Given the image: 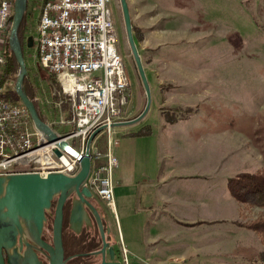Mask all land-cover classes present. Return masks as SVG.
<instances>
[{"label":"rangeland","instance_id":"1","mask_svg":"<svg viewBox=\"0 0 264 264\" xmlns=\"http://www.w3.org/2000/svg\"><path fill=\"white\" fill-rule=\"evenodd\" d=\"M10 1L13 15L15 0L13 3ZM126 1L132 28L135 27V45L151 94L146 114L140 120L129 123L127 129L149 127L150 130L154 126L156 142L160 140L166 142V146L169 145L167 149L160 147L158 151H150L146 158L173 160L195 156L198 162L193 165V169L201 174L217 162L211 181L220 183L217 190L223 188L225 195L230 198L224 176L231 175V178L237 172L264 170V149L257 152L260 154L256 155L259 162L254 168H244L240 167V163H244L246 155L240 157L239 151L230 154V148L225 145V140L230 138L238 137L243 141V137H246L247 142H251L249 144L264 146V0ZM41 2L26 0L19 24L23 28L22 39L18 41L26 69L23 81L27 79L34 89L37 108L31 100L37 114L43 116L44 122L57 135L63 136L73 129L69 123V103L58 84L55 85L49 77L52 74L44 70L34 58ZM109 7L117 50L122 57L129 86V99L123 116L125 120H131L143 110L146 96L128 45L119 0H109ZM12 15L8 25L10 28ZM7 28L2 33L3 44L9 39L10 28ZM2 57L0 77L5 65V55ZM16 77L6 82L9 83V90H14ZM175 122L173 128L161 132L163 126ZM239 132L245 136L239 135ZM162 133H166L165 136ZM119 134L116 130L115 139L118 143ZM85 144L86 141L84 150ZM70 145L77 151L81 149L78 138L72 137ZM117 145L113 147L114 155ZM104 146L105 135H97L90 143V151L93 152L95 148L103 152ZM151 147H156V144ZM255 157L249 155L248 160L252 161ZM185 161L184 167L187 168L190 165ZM15 169H22V164L14 163L12 170ZM188 169L192 170V167ZM88 179L89 173L86 184L91 188ZM100 200L106 210L112 207L113 200ZM238 206L240 211L235 226L248 230V237L230 240L225 238L228 237L225 235L228 234L226 228L223 231L212 230L215 241L207 245L211 237H208V228L202 226L201 253L194 262L186 264H264V234L244 226L245 223L264 221V206L240 203ZM118 240L122 263L128 264L127 251L121 239Z\"/></svg>","mask_w":264,"mask_h":264},{"label":"built area","instance_id":"2","mask_svg":"<svg viewBox=\"0 0 264 264\" xmlns=\"http://www.w3.org/2000/svg\"><path fill=\"white\" fill-rule=\"evenodd\" d=\"M11 8L10 0H0V48ZM39 10H44V17L37 19L34 58L56 78L70 107L73 129L59 136L70 145L72 133H79L81 149L73 150L82 155L88 136L104 126L97 134L105 135L104 151L90 154L88 184L102 200L111 202L119 127L112 125L123 120L129 86L109 0H47V8ZM5 88L0 87V175L51 171L74 175L78 158L64 151L57 156L54 143L34 127L22 104L5 97ZM12 163L22 164V171H13Z\"/></svg>","mask_w":264,"mask_h":264},{"label":"crops","instance_id":"3","mask_svg":"<svg viewBox=\"0 0 264 264\" xmlns=\"http://www.w3.org/2000/svg\"><path fill=\"white\" fill-rule=\"evenodd\" d=\"M122 121H125V116ZM177 122L166 124L161 132L173 128ZM139 128L119 126L117 129L120 137L114 150L118 161L113 174L114 198L112 207L107 209L113 237L117 247L118 239H121L127 251L128 264L194 262L201 253L202 226L208 228V237H211L210 242L205 243L207 245L215 241L212 230L223 231L226 228L228 237L225 238L230 240L248 237V230L235 226L240 211L238 203L229 192L230 198L225 195L223 188L217 190L220 183L211 181L217 162L201 174L194 172L193 165L198 162L195 156L173 160L146 158L150 151H158L160 147L167 149L169 145L160 140L156 142L154 126L150 127L148 135H130ZM162 134L165 136L166 133ZM239 135L245 136L241 132ZM230 139L225 140L230 154L239 151L240 157L246 155L240 167L254 168L259 162L257 156L260 154L257 152H261L264 146L249 144L251 142H247L246 137L243 141L238 137ZM150 144H156V147ZM249 155L257 156L251 161L248 160ZM185 160L190 165L187 168L184 167ZM230 176H224L225 184Z\"/></svg>","mask_w":264,"mask_h":264},{"label":"water","instance_id":"4","mask_svg":"<svg viewBox=\"0 0 264 264\" xmlns=\"http://www.w3.org/2000/svg\"><path fill=\"white\" fill-rule=\"evenodd\" d=\"M26 0H15L13 3V15L9 32V49L14 54L18 65V74L14 83V91L21 104L27 109L34 127L40 131L47 139L48 143H54L53 152L59 156L61 151L69 152L78 158V170L74 175H66L58 171H51L46 174L38 172H16L0 175V264H4L3 250L8 254L10 264H16L15 260L20 258L17 237L24 232L30 237L32 242L47 254L49 264H64L62 246V206L65 198L75 192L80 200L84 201L82 195L90 196V191L83 185L91 165L90 143L92 139L104 128L101 126L95 129L87 138L85 150L82 155L74 151L70 145L57 135L48 124L41 120L36 112L32 100L27 96L23 87V77L26 69L22 51L17 38V30L25 9ZM121 13L125 28L128 45L136 65V69L143 85L146 102L143 110L133 119L114 123L112 126H127L129 123L140 120L148 111L151 94L149 84L143 69V65L138 54L133 37L131 17L126 0H119ZM96 151L95 148L92 150ZM81 186V188H79ZM59 195L55 215L52 224L53 245L46 244L40 235L46 220L45 212L50 207L53 196ZM95 215L101 237L104 232L96 211L90 207ZM85 216L83 208L78 205L70 210V227L78 231L80 221ZM108 247L111 258L113 251L107 243H103V250ZM102 250V251H103ZM28 264H36V254L32 246H28L24 254ZM24 264V263H23ZM110 264V263H104Z\"/></svg>","mask_w":264,"mask_h":264},{"label":"flooded vegetation","instance_id":"5","mask_svg":"<svg viewBox=\"0 0 264 264\" xmlns=\"http://www.w3.org/2000/svg\"><path fill=\"white\" fill-rule=\"evenodd\" d=\"M86 182L85 180L83 185L90 191V196L82 195L84 199V201H82L80 197L73 192L65 198L62 206V246L64 264H123L119 247H117V243L113 237L114 230L110 224L107 210L103 202L95 192L87 186ZM79 188H81V186ZM58 197L59 195H55L50 201V207L45 212L46 220L40 235V238L48 245H53L52 224ZM78 205L83 208L85 216H83L80 221L79 230L75 231L70 227L69 214L70 210ZM90 207L98 214L103 228L104 238L101 237L98 223ZM49 223L50 234H47L45 232V227ZM104 242L111 247L114 254L112 258L108 247H105L103 250ZM30 245L36 254V264H49L47 254L35 245L25 232L17 237V246L19 247L21 256L19 259L15 260L16 264H28L24 259V254ZM2 255L4 264H10L8 262L9 256L4 250Z\"/></svg>","mask_w":264,"mask_h":264},{"label":"trees","instance_id":"6","mask_svg":"<svg viewBox=\"0 0 264 264\" xmlns=\"http://www.w3.org/2000/svg\"><path fill=\"white\" fill-rule=\"evenodd\" d=\"M9 28L10 27H8L7 30H9ZM22 28L23 27L21 24L18 30V39L20 40L22 39L21 36ZM133 30H135V27H133ZM136 31L139 32V30ZM2 52L5 55V65L3 68V74L0 77V87L5 85V87L7 88L5 92L6 98L12 99L13 101L21 104L19 98L14 93L13 88L9 90L8 89V87H10L9 83H6L7 81H12L15 79L18 70V65L16 63L12 51L9 49L7 39L4 41ZM49 77L51 78V80L54 82L55 85L58 84L56 78L53 75L52 76L50 75ZM23 87L27 96L33 100L37 108L34 89L30 86L27 79H24ZM39 116L43 121H45V119L41 114H39ZM149 133H150L149 127H142L137 131L133 132L131 135L144 136V135H148ZM13 171H22V169L19 170L15 169ZM226 187L230 196L238 203L244 205L260 206V207L264 206V170L256 171L253 173H247V172L238 173L235 176L228 178ZM244 226L259 234H264L263 220L262 221L257 220L254 222L245 223ZM45 232L47 234H50V223L46 225Z\"/></svg>","mask_w":264,"mask_h":264},{"label":"bare ground","instance_id":"7","mask_svg":"<svg viewBox=\"0 0 264 264\" xmlns=\"http://www.w3.org/2000/svg\"><path fill=\"white\" fill-rule=\"evenodd\" d=\"M40 8H47V0H42L41 5H40ZM11 15H12V9H8V16H11ZM43 17H44V10H39V13H38L37 18H43ZM2 56H3V54H2V48H0V64L3 63V57ZM72 137L79 139V133H72ZM71 148H72V146H71ZM13 164L14 163H12V165Z\"/></svg>","mask_w":264,"mask_h":264}]
</instances>
